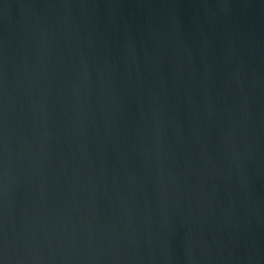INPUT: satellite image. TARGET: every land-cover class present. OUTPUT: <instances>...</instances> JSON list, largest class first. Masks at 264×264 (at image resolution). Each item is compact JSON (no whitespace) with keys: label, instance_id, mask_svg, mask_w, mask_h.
Wrapping results in <instances>:
<instances>
[{"label":"water","instance_id":"water-1","mask_svg":"<svg viewBox=\"0 0 264 264\" xmlns=\"http://www.w3.org/2000/svg\"><path fill=\"white\" fill-rule=\"evenodd\" d=\"M0 264H264V0H0Z\"/></svg>","mask_w":264,"mask_h":264}]
</instances>
